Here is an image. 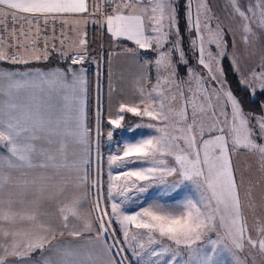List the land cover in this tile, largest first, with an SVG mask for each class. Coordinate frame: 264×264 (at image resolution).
Here are the masks:
<instances>
[{
  "label": "snow or ice",
  "instance_id": "1",
  "mask_svg": "<svg viewBox=\"0 0 264 264\" xmlns=\"http://www.w3.org/2000/svg\"><path fill=\"white\" fill-rule=\"evenodd\" d=\"M193 2L0 0V264H264V49L257 60L253 28L264 33V0L246 10L227 0L239 41L209 0ZM90 17L119 48L106 53V112ZM121 59L131 87L113 100ZM224 60L259 111L245 110ZM86 62L97 68L94 127Z\"/></svg>",
  "mask_w": 264,
  "mask_h": 264
},
{
  "label": "rangeland",
  "instance_id": "2",
  "mask_svg": "<svg viewBox=\"0 0 264 264\" xmlns=\"http://www.w3.org/2000/svg\"><path fill=\"white\" fill-rule=\"evenodd\" d=\"M181 6L183 7V5H185L187 3V0H180ZM241 3V7L244 8L246 10L247 5L249 3H255V0H240ZM209 4L212 7L213 12L216 13L217 16H219L222 20V22L224 23L225 27H230L234 30L235 34H236V39L237 41H239L240 36H241V25L243 24V21L238 17L235 16L232 11H231V7L228 5L227 0H209ZM195 7H196V0H194L193 2V10L195 11ZM186 11V9H184ZM253 28L254 30L257 32V34L261 37L260 39H257L255 42V47L254 50L256 51L257 55H256V59H259V55L261 54V50L264 49V33H260L259 29L256 28L255 24H253ZM181 29H182V34L184 35V47L186 52L188 53L189 56H191V52L189 50V46H188V37H187V33L184 31V25L183 22L181 24ZM97 32V29H96ZM229 40H231V34H229ZM114 49H116L115 46H113ZM112 49V46L108 43L107 45V51L109 52ZM151 55V54H150ZM149 55V56H150ZM191 64H195L196 60L195 57H192L191 59ZM104 62H103V68H102V72L103 75L101 76V81H102V94L100 97V102L105 110V112L107 111L108 105H109V101L105 100L104 97V81H105V67H104ZM95 70L97 71L96 65H95ZM181 76H184V72L183 70L181 71ZM152 82H155V72H152ZM260 100H264V97H262ZM95 101H96V109H97V88L95 87ZM126 122L129 125H134L136 123H139V120L134 118L131 114H128L126 116ZM108 129H106L105 132H107ZM148 130H145V133L147 134ZM104 139V141H102ZM102 145H104V148H102ZM110 145L109 142L107 141L106 136L101 137V153L102 155L105 157V175H104V180L106 182L107 180V175H106V157L109 151ZM93 162H94V174H95V151H93ZM258 175V173L256 174ZM257 198H259V192L260 189L257 188ZM259 212V210H258ZM252 221V215L249 214V222L251 223ZM253 235H255L253 233ZM134 257H132L131 255H128V261H133Z\"/></svg>",
  "mask_w": 264,
  "mask_h": 264
},
{
  "label": "crops",
  "instance_id": "3",
  "mask_svg": "<svg viewBox=\"0 0 264 264\" xmlns=\"http://www.w3.org/2000/svg\"><path fill=\"white\" fill-rule=\"evenodd\" d=\"M92 19H96V18L95 17H90L89 23L85 26V30L87 31V34H89V32H92L93 29L96 30L97 24H93L91 22ZM57 35H59V25H57ZM103 36H104V46H103V50L105 49V61H104V65H105L104 66L105 67L104 97H105V100L106 101H109V93H108V67H107V63H106V53L108 51L106 49H107L108 43L112 46V49L109 52H111L113 50L119 51V48H117V47H116V49L113 48L114 45H113L112 40L110 38V34L107 33L106 29H103ZM126 43L128 44L129 47L132 46L131 42H126ZM141 51H142V54H143L144 50H141ZM150 54L151 53H149V55ZM56 55H57L56 53H53L52 54L51 60H53V62H55V60H56ZM40 63H43V61L40 62ZM49 67H52V66H49ZM86 67L88 68V76H89V94H88V101H89V99H90V93L92 92V90H91V76H90V72H89V67L87 65H86ZM133 71H134V69H130L124 63V61L122 59L119 60V61H114L113 67H112V73H113L112 74V85H113V87L115 89V91H113V93H112L113 100H115V98L119 95L121 89L127 90V89H129L131 87V80H132V72Z\"/></svg>",
  "mask_w": 264,
  "mask_h": 264
},
{
  "label": "trees",
  "instance_id": "4",
  "mask_svg": "<svg viewBox=\"0 0 264 264\" xmlns=\"http://www.w3.org/2000/svg\"><path fill=\"white\" fill-rule=\"evenodd\" d=\"M88 39H89V43L91 46V50L93 51L94 55L96 56V49H97L98 40H97V32L95 29H93L92 32H89ZM102 46H104V36H102ZM104 54H105V52H104ZM51 61H52V63H50L48 66L55 65V62H53V60H51ZM43 63H45V62H43ZM43 63H41V64H43ZM222 63L225 67V71L227 74L229 84L233 87L234 92L238 96L243 97L242 103L244 104L245 110L246 111H253V112L259 111L258 104L252 103L249 100V98L237 87L236 76L232 73L231 69L228 67V63H229L228 60H224ZM86 65L89 67V72H90V76H91V90H92V92L90 93V99L88 101V117H89L90 127H94V125H95V113L97 111L95 94H94L95 93V87H96L95 64L87 62ZM2 66L7 67L6 64L2 65ZM261 98L262 97H259V99H261ZM106 129L107 128L105 127L104 132L106 131ZM102 141H104V139ZM102 148H104V145H102ZM93 175H94V169H93Z\"/></svg>",
  "mask_w": 264,
  "mask_h": 264
},
{
  "label": "built area",
  "instance_id": "5",
  "mask_svg": "<svg viewBox=\"0 0 264 264\" xmlns=\"http://www.w3.org/2000/svg\"><path fill=\"white\" fill-rule=\"evenodd\" d=\"M96 19H98L99 17H95ZM97 29V49H96V57L99 58V56L102 54V36H103V29L100 27V25H97L96 27ZM95 74H96V70H95Z\"/></svg>",
  "mask_w": 264,
  "mask_h": 264
}]
</instances>
